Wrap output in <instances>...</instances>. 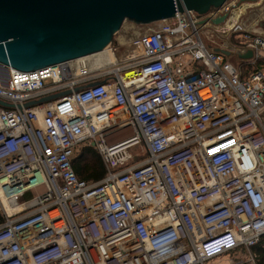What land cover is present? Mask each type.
I'll return each mask as SVG.
<instances>
[{
    "label": "built area",
    "instance_id": "1",
    "mask_svg": "<svg viewBox=\"0 0 264 264\" xmlns=\"http://www.w3.org/2000/svg\"><path fill=\"white\" fill-rule=\"evenodd\" d=\"M240 1L150 23L112 70L92 55L0 68V264H206L242 248L256 261L264 67L242 79L200 36L240 35L263 56ZM83 143L104 163L97 182L73 167Z\"/></svg>",
    "mask_w": 264,
    "mask_h": 264
},
{
    "label": "water",
    "instance_id": "2",
    "mask_svg": "<svg viewBox=\"0 0 264 264\" xmlns=\"http://www.w3.org/2000/svg\"><path fill=\"white\" fill-rule=\"evenodd\" d=\"M227 1L0 0V68L8 75L9 67L30 71L93 55L111 43L113 34L128 19L150 24L177 12L205 15ZM226 16L214 19L213 23H222ZM251 54L249 51L246 56Z\"/></svg>",
    "mask_w": 264,
    "mask_h": 264
},
{
    "label": "rangeland",
    "instance_id": "3",
    "mask_svg": "<svg viewBox=\"0 0 264 264\" xmlns=\"http://www.w3.org/2000/svg\"><path fill=\"white\" fill-rule=\"evenodd\" d=\"M234 1L238 2L239 0H234ZM259 1L260 0H257L255 2H253V1L249 2V0H243V1H240L241 3H239V4L241 5L242 11L243 12L245 11V14L243 15V17L245 19H243V20L245 22H247L246 23L247 26H248V23L250 24L256 20L258 23V26L256 27V29L262 28V31H263L264 27H260V25L264 24V2H261V1L259 2ZM245 5L246 6L250 5V6H248L245 9L244 8ZM249 8H252L253 10H251ZM151 27H153V25L149 27V24L136 23V22L129 20V19L126 20L123 23L122 27L117 32H115L113 34L111 43L103 50V52H98L97 54L91 56L92 64L94 66H98V65L104 66V68H102L103 70H110V69L112 70V69H115L119 66L124 65L125 59L127 56L128 45L131 42V40L139 34H143V33L148 32V30ZM248 29H250V28H248ZM256 31H258V30H256ZM200 36H201L202 40L204 41V43L206 44V46L208 48H210L209 45L213 42L208 41V39H209L208 33H206L205 31H201ZM215 39H217V35H214V40ZM111 49H113V50H111ZM112 53L114 55V58L110 59L109 54H112ZM230 60L233 62H237L238 56H236L234 54L230 58ZM85 146H88V145L84 144V143L81 144L77 148L75 155L80 154L82 152L83 147H85ZM131 153L134 155L135 161H140L146 157L144 150H143V146H141V145H137V146H134L133 148H131ZM0 210L3 212L1 207H0ZM251 252H252V254L255 255V253L253 252V249H251ZM235 253H233L232 255H223L221 257H217L216 259H213L212 261H209L206 264H230L229 260H234L236 262L238 261V264H258L257 260L253 261L251 259L249 250H247L245 248H242V249H240V251L235 252ZM254 257H255V259L257 258L256 255Z\"/></svg>",
    "mask_w": 264,
    "mask_h": 264
},
{
    "label": "crops",
    "instance_id": "4",
    "mask_svg": "<svg viewBox=\"0 0 264 264\" xmlns=\"http://www.w3.org/2000/svg\"><path fill=\"white\" fill-rule=\"evenodd\" d=\"M250 1L251 0H249V2ZM255 1L257 0H254L253 2ZM260 1L264 2V0H260ZM248 6L245 5L244 8L246 9ZM249 9L253 10L252 8H249ZM241 11H242V8H241ZM243 19L245 18L243 17ZM257 26H258V23L256 20L250 24L248 23V28L250 29H256ZM260 27H264V24H261ZM256 30H258L259 32L260 30L262 31V28L261 29L257 28ZM261 31L259 33H262L264 31V28H263V31L262 32ZM262 34H264V32ZM243 41H244L243 37L240 35L238 36L217 35V39H215L214 42L211 43L209 46L214 51L224 54V56L238 68L240 77L242 79H245L252 72L264 67V55L258 59L255 58L253 50L250 48H247ZM249 51H251L252 54L250 56H246L248 55ZM234 54L238 56L237 62H233L230 60V58ZM262 122H263V127H264V115L262 117Z\"/></svg>",
    "mask_w": 264,
    "mask_h": 264
},
{
    "label": "trees",
    "instance_id": "5",
    "mask_svg": "<svg viewBox=\"0 0 264 264\" xmlns=\"http://www.w3.org/2000/svg\"><path fill=\"white\" fill-rule=\"evenodd\" d=\"M73 167L79 179L87 182H97L105 176V166L100 154L91 146H85L82 152L75 155ZM6 220L5 214L0 210V224ZM258 264H264V235L253 247Z\"/></svg>",
    "mask_w": 264,
    "mask_h": 264
},
{
    "label": "bare ground",
    "instance_id": "6",
    "mask_svg": "<svg viewBox=\"0 0 264 264\" xmlns=\"http://www.w3.org/2000/svg\"><path fill=\"white\" fill-rule=\"evenodd\" d=\"M109 55H110V57H109V56H108V57H109L110 59L114 58L113 53H112V54H109ZM109 58H108V59H109ZM110 59H109V60H110ZM97 60H98V59H97ZM106 63H107V62H106ZM5 205H6V207H7L10 211H12V210L15 208L14 205L9 204L8 202H5Z\"/></svg>",
    "mask_w": 264,
    "mask_h": 264
}]
</instances>
